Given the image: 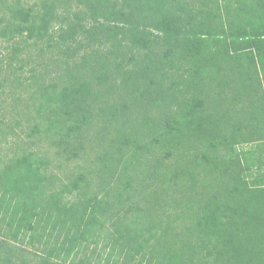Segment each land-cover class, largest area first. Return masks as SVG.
<instances>
[{
    "label": "trees",
    "instance_id": "obj_1",
    "mask_svg": "<svg viewBox=\"0 0 264 264\" xmlns=\"http://www.w3.org/2000/svg\"><path fill=\"white\" fill-rule=\"evenodd\" d=\"M2 9L0 94L26 104L0 120L1 247H21L0 250V264H264V0ZM94 128L106 142L99 193L91 172L62 182L44 154L11 147L22 132L78 157ZM154 147L163 154L149 162ZM176 149L186 159L162 171Z\"/></svg>",
    "mask_w": 264,
    "mask_h": 264
},
{
    "label": "rangeland",
    "instance_id": "obj_2",
    "mask_svg": "<svg viewBox=\"0 0 264 264\" xmlns=\"http://www.w3.org/2000/svg\"><path fill=\"white\" fill-rule=\"evenodd\" d=\"M38 0H22V3L23 4H26V5H32L33 3L37 2ZM75 3L72 2V8L76 9V8H82L81 6H77L75 7ZM59 10V9H58ZM61 11V10H59ZM62 12V11H61ZM6 16V11H4V9L0 10V16ZM91 21L87 24V27H89L91 25ZM57 26L58 25H55L54 29L51 30L52 34H55L56 33V30H57ZM85 41V40H84ZM45 46V45H43ZM30 54H32V56H35V62L36 63H41L42 64V70H47L49 73V75H52V76H56L57 73H58V68L55 67V65L49 61V57H50V54L48 55V51H45L43 52L42 55L40 56H37V54L39 53L40 51V47L39 45H35V46H30L28 47V49ZM7 50L4 51L3 49L0 48V53H2V56H4L6 54ZM86 50H79V54H85ZM1 56V54H0ZM77 61H79V58H76ZM113 63V62H111ZM44 64V66H43ZM37 65V64H36ZM35 65V66H36ZM27 69V68H26ZM24 70V76H29V72L27 70ZM24 83V82H23ZM20 89V88H19ZM7 90H5L4 92H6ZM20 92V90H16V93L17 92ZM7 93H4V94H0V102L1 101H4V102H1L0 104L2 106H0V120H7V121H11L12 119H14L13 117H15V111H21L23 109L24 111V102H21L20 103V106H15V109H13V107H10L9 106V102L11 101L10 97L6 95ZM25 95V94H24ZM23 95V97H24ZM22 96V94H21ZM26 96V95H25ZM24 103V104H23ZM252 106H249V108H251ZM164 109H168V108H164ZM150 115H153L156 117H158V114L157 112H155L153 110V112L150 113ZM148 118V121L152 120L150 118V116H147ZM150 118V119H149ZM235 119L231 117V122L234 121ZM94 124L100 128V123L96 120H94ZM21 130L22 131H26L28 132L29 128L28 126H26L25 124H23L21 126ZM97 131L95 128L92 130V131H88L85 133L86 136H84V138H82L80 140L81 144H82V147L84 148V151H82L80 153V155L78 157H72L71 158V154L70 155H65L64 154H57L55 152V148L52 146V145H48L46 144V142L44 140H42L41 142L39 143H36L35 139H31V140H27L24 136V133L20 132V130H18V139H16L17 141H14V143L11 144V147H13L16 143H18L20 146H22L24 144V146H29L31 147V149H35L36 151H38L40 154H44L45 157L47 159L50 160V163H49V167H48V170L56 175H58L62 182H65L67 181V177L66 175L69 174L71 171L72 172H91L90 176H91V184L90 186L87 188V190L91 193H99L98 189V184H99V179L97 178V176L99 175L97 173V170L99 168V163L96 159L97 155L98 154H101V152H103L104 148H105V141H103L102 143H98L94 140V132ZM111 137H109L110 139ZM108 139V140H109ZM146 140V139H145ZM24 141V142H23ZM36 143V146H34L35 144H32V143ZM101 144V145H100ZM16 147V146H15ZM159 149L157 147H154L153 148V151L150 155H146L147 158L149 159L148 161L150 162V159L152 158H155V157H158L160 154L159 153H162L163 154V151L162 152H159L158 151ZM180 154L178 153V150H174L173 151V154L171 157H169L168 159L164 160L165 164L162 168V171H164V168L165 166L167 165H170L172 167H174V165L176 164V161H178V163L184 161L186 158L183 157V159L180 158L179 156ZM151 157V158H149ZM65 159H67L68 161L66 162ZM79 166H81L79 168ZM79 168V169H78ZM95 172V173H94ZM106 181H108V185L107 187L109 188V192H114V180L112 179H106ZM100 196L103 195V190L102 188H100ZM112 195V194H111ZM74 196V195H73ZM1 243H2V240L0 238V250L2 251L3 250H7L8 252H12L13 253V250L14 251H17L19 250L21 247H19L18 245L14 244V243H9L8 246H3L1 247ZM18 246V247H17ZM24 255H26L28 258H30V253H25ZM2 256V255H1ZM0 256V257H1Z\"/></svg>",
    "mask_w": 264,
    "mask_h": 264
}]
</instances>
